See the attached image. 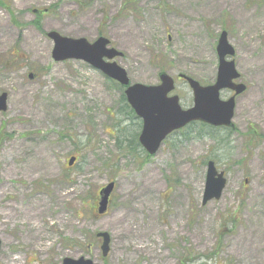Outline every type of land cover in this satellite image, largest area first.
Returning a JSON list of instances; mask_svg holds the SVG:
<instances>
[{
  "label": "rangeland",
  "instance_id": "374dc122",
  "mask_svg": "<svg viewBox=\"0 0 264 264\" xmlns=\"http://www.w3.org/2000/svg\"><path fill=\"white\" fill-rule=\"evenodd\" d=\"M52 31L109 39L132 84L167 73L184 109L193 98L178 76L213 84L227 32L246 86L235 128L193 124L149 158L122 152L118 139L139 138L142 124L123 114L124 88L85 62H55ZM3 93L0 264H264V0H0ZM209 161L227 184L203 205ZM101 232L111 236L106 259Z\"/></svg>",
  "mask_w": 264,
  "mask_h": 264
},
{
  "label": "water",
  "instance_id": "95a60500",
  "mask_svg": "<svg viewBox=\"0 0 264 264\" xmlns=\"http://www.w3.org/2000/svg\"><path fill=\"white\" fill-rule=\"evenodd\" d=\"M53 42L52 58L55 62L70 60L82 61L107 78L125 87L127 102L134 110L137 118L142 120V131L139 142L144 150L154 156L165 140L174 132L183 129L193 122H202L213 127L234 128L233 119L236 108V96L246 91V86L235 81L240 79L234 60L235 50L228 41L227 32H222L217 45L219 66L216 83L202 86L198 81L185 75V80L193 92L194 105L184 110L180 99L171 95L175 90L174 78L167 73H160V84L146 86L131 84L127 71L119 65L117 59L123 53L110 47V41L100 37L94 42L85 38H70L52 31L47 35ZM223 90L233 91L235 94L228 100H222ZM8 108V95H0V113ZM75 158L69 165L72 166ZM227 180L223 172H219L213 161L207 165L206 183L202 204L207 205L213 200H220L226 188ZM115 190V183L111 182L100 190L98 214L104 215L108 211L110 198ZM102 241L100 250L103 258H107L111 251V236L106 232L97 234ZM2 242L0 240V255ZM63 264H95L92 259L65 258Z\"/></svg>",
  "mask_w": 264,
  "mask_h": 264
},
{
  "label": "trees",
  "instance_id": "16d2710c",
  "mask_svg": "<svg viewBox=\"0 0 264 264\" xmlns=\"http://www.w3.org/2000/svg\"><path fill=\"white\" fill-rule=\"evenodd\" d=\"M121 100H122V103H123V114L126 117L127 116L133 117V119L135 120V116L136 115H135L134 111L131 109V107L129 106L124 93L122 94ZM197 124L201 125L203 127L210 128L209 126H207L205 124H202V123H197ZM138 127L142 128V124H138ZM188 127H190V126H188ZM188 127H186V128H188ZM210 129H212V128H210ZM128 133H130V132H127V135H125V134L122 135L123 138H124L123 140L122 139H118L120 150L122 152L127 153V154H133L137 149H141L143 154L144 153L146 154V158H149L150 156L144 151V149L141 147V145L139 143L138 132L130 133V134H128ZM77 161H78V158H76L75 164L77 163Z\"/></svg>",
  "mask_w": 264,
  "mask_h": 264
},
{
  "label": "flooded vegetation",
  "instance_id": "af4514ba",
  "mask_svg": "<svg viewBox=\"0 0 264 264\" xmlns=\"http://www.w3.org/2000/svg\"><path fill=\"white\" fill-rule=\"evenodd\" d=\"M232 94V93H231ZM193 98V97H192Z\"/></svg>",
  "mask_w": 264,
  "mask_h": 264
}]
</instances>
